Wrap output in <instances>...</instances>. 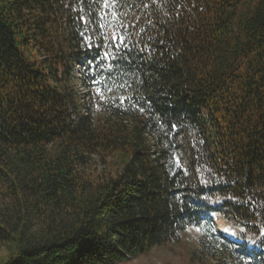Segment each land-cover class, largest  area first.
I'll return each mask as SVG.
<instances>
[{
  "label": "trees",
  "instance_id": "obj_1",
  "mask_svg": "<svg viewBox=\"0 0 264 264\" xmlns=\"http://www.w3.org/2000/svg\"><path fill=\"white\" fill-rule=\"evenodd\" d=\"M192 230L189 264H264V0H0V264Z\"/></svg>",
  "mask_w": 264,
  "mask_h": 264
},
{
  "label": "rangeland",
  "instance_id": "obj_2",
  "mask_svg": "<svg viewBox=\"0 0 264 264\" xmlns=\"http://www.w3.org/2000/svg\"><path fill=\"white\" fill-rule=\"evenodd\" d=\"M102 168L101 164L97 165ZM217 230L228 232V225L222 218L217 220ZM196 232L194 230L188 232L181 243L176 246H170L166 248H155L148 256H142L133 259L124 264H189L191 251L195 249L194 238ZM232 240L238 241V234L236 231H230L227 235Z\"/></svg>",
  "mask_w": 264,
  "mask_h": 264
},
{
  "label": "snow or ice",
  "instance_id": "obj_3",
  "mask_svg": "<svg viewBox=\"0 0 264 264\" xmlns=\"http://www.w3.org/2000/svg\"><path fill=\"white\" fill-rule=\"evenodd\" d=\"M111 2L114 3L115 0H111ZM108 4H109V0H105V6H108ZM111 45L113 48H117V49H118V47L123 46L124 45V37L122 35L118 36L117 33L115 31H113V34L111 36ZM91 47H92V45L89 44V48H91ZM110 57H111V53H109L107 51L103 52L102 55L98 56L97 66H99V63H102L104 60H107ZM111 58L114 59V57H111ZM92 63H93V61H89V64H92ZM94 82L100 83V81H94ZM97 93L101 95L102 99L104 98L102 95L101 89H97ZM120 100L122 103L124 101V98L121 97Z\"/></svg>",
  "mask_w": 264,
  "mask_h": 264
},
{
  "label": "clouds",
  "instance_id": "obj_4",
  "mask_svg": "<svg viewBox=\"0 0 264 264\" xmlns=\"http://www.w3.org/2000/svg\"><path fill=\"white\" fill-rule=\"evenodd\" d=\"M79 72H80V70H79ZM77 77H79V80L81 79L79 73H78V76ZM78 87H79L78 90L80 91V97H81V101L80 102H82L84 100V97L88 93V91H87V89L85 87L82 86L81 82L78 83ZM218 219H220V218L218 217ZM215 224H216L215 226L218 225L217 222H215Z\"/></svg>",
  "mask_w": 264,
  "mask_h": 264
},
{
  "label": "bare ground",
  "instance_id": "obj_5",
  "mask_svg": "<svg viewBox=\"0 0 264 264\" xmlns=\"http://www.w3.org/2000/svg\"><path fill=\"white\" fill-rule=\"evenodd\" d=\"M87 95V94H86ZM81 99V98H80ZM185 130V129H184ZM260 261V260H259Z\"/></svg>",
  "mask_w": 264,
  "mask_h": 264
}]
</instances>
